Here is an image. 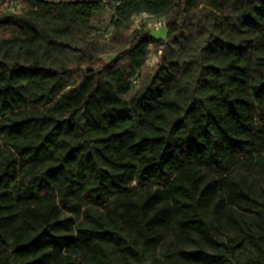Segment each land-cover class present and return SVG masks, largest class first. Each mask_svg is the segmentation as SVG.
<instances>
[{"label":"trees","instance_id":"trees-1","mask_svg":"<svg viewBox=\"0 0 264 264\" xmlns=\"http://www.w3.org/2000/svg\"><path fill=\"white\" fill-rule=\"evenodd\" d=\"M20 6L0 12V264H112L168 229L216 245L207 210L237 222L232 171L253 160L264 170V2ZM106 8L110 45L93 23ZM144 13L166 20V39L132 30ZM153 49L163 53L150 68ZM253 227L235 239L264 259ZM184 258L228 264L202 248Z\"/></svg>","mask_w":264,"mask_h":264},{"label":"rangeland","instance_id":"rangeland-1","mask_svg":"<svg viewBox=\"0 0 264 264\" xmlns=\"http://www.w3.org/2000/svg\"><path fill=\"white\" fill-rule=\"evenodd\" d=\"M19 7H21L19 5ZM110 8V7H109ZM103 9L95 14L93 23L97 29L103 33H109L113 36V28L111 27L112 11ZM154 19L143 17H135L133 19V31L136 29H144L151 31L152 35L157 39H166V26L156 30L151 25ZM102 43V37H97ZM111 44V42L106 43ZM163 51L151 50L148 59L150 68H155ZM106 64H109L114 57H102ZM85 74V69L76 73V85L81 82ZM258 161L253 160L252 163H244L236 167L232 171V178L239 183V191L244 195L243 206L238 207L236 214L237 222H233L228 218L223 209H208L205 218L210 227L211 238L216 245H199L195 242V248L192 243L183 242L177 237L174 229H168L161 232L156 243L150 247L141 246L138 257L126 254H116L113 256L112 264H207L206 261H186L185 256L189 251L202 248L207 252V257H212L219 251H222L228 264H264V259L260 258L262 248H258L251 241L238 244L235 239L240 228H245L248 224H253L254 229L264 233V170L258 166ZM229 202V199H227ZM76 224L80 223L82 215L75 216ZM239 223V224H238ZM262 244V242H261Z\"/></svg>","mask_w":264,"mask_h":264},{"label":"built area","instance_id":"built-area-1","mask_svg":"<svg viewBox=\"0 0 264 264\" xmlns=\"http://www.w3.org/2000/svg\"><path fill=\"white\" fill-rule=\"evenodd\" d=\"M13 5H20V0H4L3 3L0 5V12H10V7H13ZM140 17L143 18H148V19H154V23L151 25L153 28L156 30H159L160 28L164 27L166 24V20L162 18H156L148 14H141L139 15ZM138 17V16H136ZM100 36L102 37V41L105 43L110 42L111 40V35L109 33H99Z\"/></svg>","mask_w":264,"mask_h":264},{"label":"bare ground","instance_id":"bare-ground-1","mask_svg":"<svg viewBox=\"0 0 264 264\" xmlns=\"http://www.w3.org/2000/svg\"><path fill=\"white\" fill-rule=\"evenodd\" d=\"M17 10V5H13V7H10V11L14 12ZM20 10V9H19Z\"/></svg>","mask_w":264,"mask_h":264},{"label":"water","instance_id":"water-1","mask_svg":"<svg viewBox=\"0 0 264 264\" xmlns=\"http://www.w3.org/2000/svg\"><path fill=\"white\" fill-rule=\"evenodd\" d=\"M264 2V0H262Z\"/></svg>","mask_w":264,"mask_h":264}]
</instances>
